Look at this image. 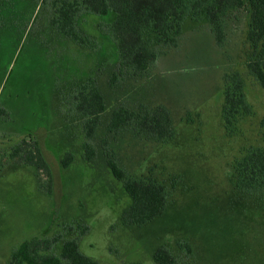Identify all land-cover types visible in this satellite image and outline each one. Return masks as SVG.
Here are the masks:
<instances>
[{"label": "rangeland", "instance_id": "1", "mask_svg": "<svg viewBox=\"0 0 264 264\" xmlns=\"http://www.w3.org/2000/svg\"><path fill=\"white\" fill-rule=\"evenodd\" d=\"M248 2L228 14L224 46L205 15L187 17L176 45L156 42L158 58L147 71L111 85L120 61L114 11L83 8L75 19L81 43L52 25L53 0H0V108L9 113L0 117V264L23 241L57 235L52 253L78 237L80 251L97 264H158L154 254L163 245L179 264H264V189L251 194L234 182L237 163L251 148L264 149V88L247 67ZM235 71L251 112L227 130L225 76ZM91 80L106 109L88 160L86 116L73 99ZM120 106L166 107L174 137L140 136L131 125L108 131ZM22 139L38 142L50 176L10 159ZM107 149L131 177L165 186V213L141 226L123 224L132 198L113 175ZM68 152L74 160L63 167ZM80 225L88 227L83 235Z\"/></svg>", "mask_w": 264, "mask_h": 264}, {"label": "trees", "instance_id": "2", "mask_svg": "<svg viewBox=\"0 0 264 264\" xmlns=\"http://www.w3.org/2000/svg\"><path fill=\"white\" fill-rule=\"evenodd\" d=\"M248 3L251 19L248 39L253 53L247 67L264 88V0H249ZM243 5L244 0H53L52 25L66 36L85 43V38L75 24L77 14L83 8L101 15L114 11L116 18L111 23L110 30L120 57L118 70L110 77V84L115 85L123 76L143 74L156 62V42L176 45L187 17L198 20L205 15L211 24L216 43L224 46L227 40L228 14ZM225 83L222 116L226 129L230 130L240 114L251 112V105L245 98V81L238 71L227 74ZM73 100L75 110L86 116L84 128L87 139L83 149L84 156L91 160L96 155V148L91 141L106 109L104 96L91 80L81 87ZM0 117L8 118V111L0 108ZM128 125L133 126L140 136H151L162 141H168L175 135L172 116L163 106L153 109L143 106L140 111L120 106L112 114L108 131L116 133ZM106 153L113 175L123 182L132 198L131 205L124 211L123 224L141 226L165 213L168 206L165 186L153 178L131 177L118 164L113 151L107 149ZM9 157L35 165L49 176L51 174L36 140L22 139L11 148ZM73 160L74 155L68 152L62 162L63 167H68ZM235 170L236 187L251 194L260 193L264 189V149L251 148L237 163ZM81 227L80 235H83L88 227ZM60 239L61 235L25 240L15 247L11 259L5 264H97V261L80 251L78 237L66 240L60 255L52 253L54 244ZM186 245L191 250L190 245ZM154 260L158 264H179L166 245L156 250Z\"/></svg>", "mask_w": 264, "mask_h": 264}]
</instances>
